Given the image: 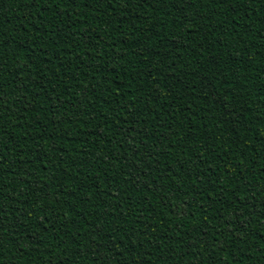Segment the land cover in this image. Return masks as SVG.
<instances>
[{"label":"trees","instance_id":"1","mask_svg":"<svg viewBox=\"0 0 264 264\" xmlns=\"http://www.w3.org/2000/svg\"><path fill=\"white\" fill-rule=\"evenodd\" d=\"M0 264H264V0H0Z\"/></svg>","mask_w":264,"mask_h":264},{"label":"snow or ice","instance_id":"2","mask_svg":"<svg viewBox=\"0 0 264 264\" xmlns=\"http://www.w3.org/2000/svg\"><path fill=\"white\" fill-rule=\"evenodd\" d=\"M72 2H74V0H72ZM211 2L215 3V2H217V0H211Z\"/></svg>","mask_w":264,"mask_h":264}]
</instances>
